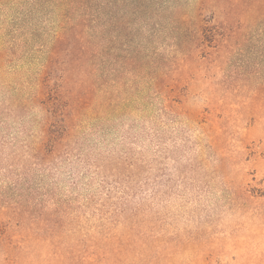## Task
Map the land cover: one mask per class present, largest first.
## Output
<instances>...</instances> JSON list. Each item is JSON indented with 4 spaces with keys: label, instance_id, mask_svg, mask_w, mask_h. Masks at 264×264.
Here are the masks:
<instances>
[{
    "label": "rangeland",
    "instance_id": "374dc122",
    "mask_svg": "<svg viewBox=\"0 0 264 264\" xmlns=\"http://www.w3.org/2000/svg\"><path fill=\"white\" fill-rule=\"evenodd\" d=\"M116 1L118 19L123 0ZM230 1L252 7L246 36L192 63L199 13L209 7L217 14L225 0H126V45L147 58L152 77L178 89L169 99L156 95L137 59L128 106L79 135L83 159L38 165L25 159L20 169L34 185L23 196L39 202L33 227L54 201L88 217L91 227L107 198H126L130 207L144 204L149 218L160 217L165 241L200 234L203 242L226 246L224 257L211 264H264V0ZM117 27L121 55L124 31ZM28 116L33 118L5 130L15 142L0 146L7 154L0 169L13 154L25 157L24 145L33 146L29 135L38 131L32 123L39 114ZM245 187L250 199L241 193ZM236 245H246L248 255L236 252Z\"/></svg>",
    "mask_w": 264,
    "mask_h": 264
},
{
    "label": "trees",
    "instance_id": "16d2710c",
    "mask_svg": "<svg viewBox=\"0 0 264 264\" xmlns=\"http://www.w3.org/2000/svg\"><path fill=\"white\" fill-rule=\"evenodd\" d=\"M225 1L217 10L219 20L209 7L199 13L192 63H202L246 36L252 7ZM116 4L0 0V146L15 142L5 133L10 124L21 125L33 118L28 115L39 114L32 123L38 131L29 135L35 139L33 146L24 145L25 157L13 154L0 169L5 177L0 179V264H187L189 259L194 261L190 264H211L228 252L226 246L203 242L206 235H173L165 241L157 226L160 217L149 218L144 204L130 207L126 198H107L91 227L86 225L88 217L73 214L68 205L62 209L58 201L50 212L38 213L40 225L32 226L37 224L34 203L39 202L23 196L24 188L30 192L34 185L20 169L25 159L36 165L83 159L79 135L128 106L137 59L151 80L147 87L156 95L169 99L178 89L164 85L160 76L152 77L147 58L129 50L128 6L123 0L124 13L117 19ZM118 23L124 31L121 55L115 48ZM6 159L7 154L0 153V162ZM95 167L102 169L100 164ZM241 193L246 199L254 196L246 187ZM233 249L248 255L246 245Z\"/></svg>",
    "mask_w": 264,
    "mask_h": 264
}]
</instances>
